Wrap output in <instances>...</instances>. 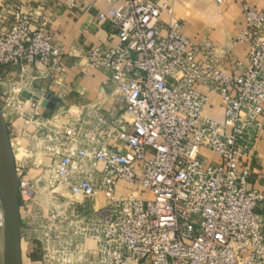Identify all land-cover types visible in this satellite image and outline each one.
Returning <instances> with one entry per match:
<instances>
[{"label": "built area", "instance_id": "1", "mask_svg": "<svg viewBox=\"0 0 264 264\" xmlns=\"http://www.w3.org/2000/svg\"><path fill=\"white\" fill-rule=\"evenodd\" d=\"M104 2L107 10L94 20L107 21L118 43L89 49L85 66L116 86L130 132L92 108L95 133L81 143L94 146L77 148L81 114L68 110L59 126L58 115L45 120L31 104L33 113L22 117L35 128L23 133L35 137L31 157L56 156L49 166L55 187H65L78 204L98 194L105 200L90 217L72 207L43 215L40 264H264V191L248 188L245 162L264 111V12L245 8L234 42L246 47L247 68L229 76L213 41L183 34L171 0ZM163 14L170 18L166 28ZM11 22L0 34V68L46 65L60 75L61 59L75 57L42 27L33 28L32 12L17 7ZM199 87L219 96L220 120L205 115L210 100ZM111 125L103 139L96 137ZM110 140L121 150L109 149ZM62 143L67 147L56 153ZM12 153L19 206L27 207L35 190L13 147ZM119 184L126 198L116 196ZM85 240L94 243L95 259L79 249Z\"/></svg>", "mask_w": 264, "mask_h": 264}, {"label": "crops", "instance_id": "2", "mask_svg": "<svg viewBox=\"0 0 264 264\" xmlns=\"http://www.w3.org/2000/svg\"><path fill=\"white\" fill-rule=\"evenodd\" d=\"M17 7L32 12L35 21L33 28L42 27L45 33L53 38L54 44L63 47L65 51L74 52L75 57L61 59L63 72L60 75L52 73L46 65H39L25 72L10 67L0 68V114L4 125L9 127V139L13 141L20 136L25 137L23 133L31 135L35 133L34 126L25 125L22 118L33 113L31 104L38 105V112L45 120L58 115L59 126L67 121L65 114L68 110L81 114L84 126L78 140L73 144L77 148L94 146L81 143L95 133L91 112L88 111L92 108L115 120L117 126L114 127L130 132L131 123L125 112L126 103L117 95L116 86L108 80L103 71L85 66L84 55L89 49L115 46L118 43L107 21L97 23L94 20L98 12L107 10L104 0H0V34L6 33L12 25V14ZM246 7L264 12V0H221V3L217 0H171L172 18L184 23L183 34L213 41L219 48L221 68L229 76H236L238 71L247 68V49L243 44L234 42L243 26ZM161 18L166 28L170 18L165 14ZM198 89L210 100L205 115L220 120L222 109L219 96L207 88ZM11 99L20 100L22 106L11 107L7 104ZM111 127L113 125L103 127L96 137L103 139L104 133L107 129H112ZM253 131L254 143L249 158L245 160L250 167L247 183L250 190L264 191V111ZM34 138L27 140L32 142ZM21 142L23 143L16 142V145H20ZM107 144L111 150L122 148L114 140L107 141ZM65 145V143L56 145L55 152L62 153L67 147ZM24 152L25 150L20 149L14 152V155L19 159L25 155ZM204 155L213 158L210 152H204ZM22 160L24 159L20 161L23 166L22 174L33 183L35 194L27 207L19 206L21 263L40 264L39 248L42 237L38 242L29 238L27 233L28 231L31 233V230H27L30 229L29 220L39 221L42 227L46 223L41 222L43 215L46 216L53 211L69 210L71 207L90 217L94 211L102 208L105 200L102 194H98L94 199L85 200L83 203L70 201L66 188L55 187L50 181L49 166L56 160L55 155L37 152L31 165H28V160V164ZM123 187L121 184L118 185L116 196L126 198L128 192ZM34 199L37 202H32ZM259 212L264 218V209H260ZM1 221L0 264H3ZM41 232L43 234V230ZM79 249L89 258H96V249L92 241L85 240Z\"/></svg>", "mask_w": 264, "mask_h": 264}, {"label": "water", "instance_id": "3", "mask_svg": "<svg viewBox=\"0 0 264 264\" xmlns=\"http://www.w3.org/2000/svg\"><path fill=\"white\" fill-rule=\"evenodd\" d=\"M0 208L3 264H22L17 176L7 127L0 114Z\"/></svg>", "mask_w": 264, "mask_h": 264}, {"label": "rangeland", "instance_id": "4", "mask_svg": "<svg viewBox=\"0 0 264 264\" xmlns=\"http://www.w3.org/2000/svg\"><path fill=\"white\" fill-rule=\"evenodd\" d=\"M72 112L76 113L75 111H72ZM19 141H23L24 144L21 142L20 145H16V142H19ZM34 144H35L34 141L30 142L27 140L26 137H22V136H20L18 139L11 141V145L13 147L14 152H18V151H20V149L25 150V152H24L25 155L24 156L22 155L21 158L18 159V161H21V159L24 158V160H22V161H24L27 164L29 161L28 165L33 164L32 160L34 159V155H32V157H31V155L28 152L31 150V148H32L31 146ZM36 196L38 197L39 194H36ZM31 200H33V199H31ZM32 202H37V200L34 199V201H32ZM0 220H2V214L0 215ZM38 222L39 221L36 222L35 220H32V219L29 220V226L28 227L30 229H27V230H31V233L29 231L27 233H28L29 238H31L32 241H34V242H38V239H40L42 236V232H41L42 230L40 229V224ZM48 224L50 225L51 222ZM37 226H38V228H37ZM38 230H39V232H38Z\"/></svg>", "mask_w": 264, "mask_h": 264}, {"label": "clouds", "instance_id": "5", "mask_svg": "<svg viewBox=\"0 0 264 264\" xmlns=\"http://www.w3.org/2000/svg\"><path fill=\"white\" fill-rule=\"evenodd\" d=\"M41 102H42V100H41ZM41 102H40V103H41Z\"/></svg>", "mask_w": 264, "mask_h": 264}]
</instances>
